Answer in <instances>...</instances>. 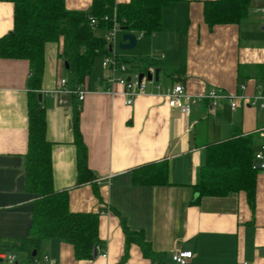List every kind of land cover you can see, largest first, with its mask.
I'll return each mask as SVG.
<instances>
[{
    "label": "crops",
    "instance_id": "0c3cea01",
    "mask_svg": "<svg viewBox=\"0 0 264 264\" xmlns=\"http://www.w3.org/2000/svg\"><path fill=\"white\" fill-rule=\"evenodd\" d=\"M91 1L64 4L69 11L85 12ZM207 1L214 0L172 3L162 10L159 32L148 39L133 34L139 50L121 54L116 47L122 57L146 61L139 73L159 70L158 81H147L130 106L125 105L123 86L105 81V70L85 80L81 87L88 93L82 101L73 98L63 77L62 42L45 45L39 93L45 137L51 143L53 190L67 193L71 213L98 215L103 248L92 260L77 261L71 245L52 239L41 245L38 264H119L124 255L121 264H155L136 240L127 244L126 231L140 237L165 264L179 251L192 253L188 264H264V174L256 175L252 206L243 192L196 201L194 191L206 146L234 135L255 134L261 142L257 132L264 129V109L249 102L264 96V14L255 11L264 8V0H252L249 20L242 26L212 29L203 21ZM13 13L11 3L0 2V39L12 32ZM101 32L97 37H105ZM123 34L118 31L116 45ZM31 76L27 62L0 57V241L25 239L31 224L34 198L24 190ZM61 80L66 93L50 95ZM175 85L198 99L188 116L167 106L168 91ZM212 89L236 96L238 107L231 111L224 100L211 109L200 98ZM75 108L86 165L95 177L82 185H77L73 142ZM161 164L167 166V186L133 184L134 170ZM9 256H14L13 264H25L24 253L9 252H0V264Z\"/></svg>",
    "mask_w": 264,
    "mask_h": 264
},
{
    "label": "trees",
    "instance_id": "16d2710c",
    "mask_svg": "<svg viewBox=\"0 0 264 264\" xmlns=\"http://www.w3.org/2000/svg\"><path fill=\"white\" fill-rule=\"evenodd\" d=\"M181 1L184 0H129L115 4L114 0H92L87 11L74 12L65 8L64 0H0L14 7L13 30L0 39V57L25 61L32 72L27 84L28 139L24 190L34 198L28 236L21 240L0 241V252L24 253L25 264H38L41 245L52 239L71 245L77 261H90L93 254L103 248L98 238V215L71 213L67 193L53 190L51 143L45 137V115L41 102H38L45 45L62 42L60 59L68 64L71 89L75 90L89 77L95 59L110 55V46L104 37L94 35L96 30L107 33L114 16L118 31L148 39L161 30L162 10ZM251 4L252 0L207 1L203 4V21L209 29L220 25L242 26L249 20ZM91 20L94 21L93 26ZM122 63L130 75L139 73V67L147 65L143 58L135 55L122 57ZM152 65L158 67V63ZM79 115L75 108L72 131L77 157V185H82L93 183L95 177L86 165ZM256 144L257 136L252 134L234 135L230 140L206 146L204 164L194 186L196 201L203 197L220 198L243 192L252 206L258 174L252 169ZM167 176L165 164L147 165L133 171L132 182L140 186H167ZM125 233L127 244L136 240L144 256L155 264H165L140 237L137 239L133 233Z\"/></svg>",
    "mask_w": 264,
    "mask_h": 264
},
{
    "label": "built area",
    "instance_id": "2783aa9c",
    "mask_svg": "<svg viewBox=\"0 0 264 264\" xmlns=\"http://www.w3.org/2000/svg\"><path fill=\"white\" fill-rule=\"evenodd\" d=\"M255 11L264 14V8H255ZM112 20V27L104 37L106 43L110 46L109 48L112 49V52H110V55L102 58L101 67L106 71L105 81L108 84H120L121 86H123V95L126 98L125 105L130 106L133 103L134 99L144 92L147 83L146 75H153L154 69L150 68L149 70L141 73H135L131 75L128 74L127 66L122 63V56L119 53L113 51V42L115 40V34L118 32V28L114 16L112 17ZM90 23L92 26L94 25L93 20H91ZM127 74L129 81H126L127 78L122 76ZM139 74H144V77L141 81H139L138 79ZM65 85L66 82L64 80H61L59 83V88L50 92V95L55 96L58 94L66 93L64 90ZM87 93V89L84 86L76 88L75 90H71L69 92L70 95L77 97L79 101H82ZM167 98V106L171 109H178L180 113L185 116H188L190 114L192 107L195 106L198 102L197 98H193L187 95L185 93L184 87L181 85H175L170 88ZM200 99L207 101L211 109L215 108L220 101L224 100L229 105L231 111H234L238 107V98L236 96L223 95L216 89L210 90L205 95L201 96ZM261 99L264 100V96L259 95L256 98H252L250 102L248 101L249 105L257 109H264V104L259 103V100ZM257 133L259 138L261 139V142L257 145L256 150L253 152L252 169L257 171V173L264 174V129L258 131ZM102 257H104V255ZM191 258L192 253L190 251H179L170 255L169 262L170 264H188ZM1 260L3 264H13L15 261L14 256H9L7 258L2 257ZM43 261L48 263L47 257L44 256Z\"/></svg>",
    "mask_w": 264,
    "mask_h": 264
},
{
    "label": "water",
    "instance_id": "95a60500",
    "mask_svg": "<svg viewBox=\"0 0 264 264\" xmlns=\"http://www.w3.org/2000/svg\"><path fill=\"white\" fill-rule=\"evenodd\" d=\"M137 46V38L133 35V34H123L121 37L120 42L117 45V48L119 51L121 52H131L133 51ZM109 52H112V49L109 48ZM64 68L65 70H68V64L66 62H64ZM158 74H159V70H155L153 75L147 74L146 75V80L148 82H157L158 81ZM144 77V74H139L138 75V79L139 81H141ZM126 81H129V78L126 79ZM38 102H41V94L38 95ZM93 257H96V253L93 254Z\"/></svg>",
    "mask_w": 264,
    "mask_h": 264
},
{
    "label": "rangeland",
    "instance_id": "374dc122",
    "mask_svg": "<svg viewBox=\"0 0 264 264\" xmlns=\"http://www.w3.org/2000/svg\"><path fill=\"white\" fill-rule=\"evenodd\" d=\"M117 33H118V32H117ZM117 33L115 34V38L117 37V36H116ZM102 34H104V33H102L101 31H99V32H98V31H97V32H94V35H96V36H98V35L101 36ZM115 38H114V39H115ZM116 47H117L116 43L113 42V50H114V52L118 51ZM137 50H139V47H136V48L134 49L135 52H136ZM116 53H117V52H116ZM124 53H125V52H124ZM101 61H102V58H101V57H97V58L95 59L89 77L92 76V75L95 74V73H99V72H102V73H103L104 70H103L102 67H101ZM63 77L67 80L68 85H69L70 80H71V73H70L69 71H67V70H64V71H63ZM124 77H125V76H124Z\"/></svg>",
    "mask_w": 264,
    "mask_h": 264
}]
</instances>
